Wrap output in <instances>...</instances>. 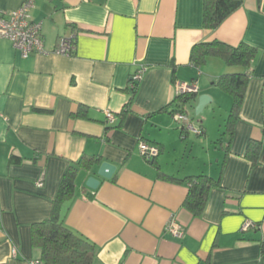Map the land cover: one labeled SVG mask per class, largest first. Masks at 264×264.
Instances as JSON below:
<instances>
[{"label":"crops","instance_id":"crops-1","mask_svg":"<svg viewBox=\"0 0 264 264\" xmlns=\"http://www.w3.org/2000/svg\"><path fill=\"white\" fill-rule=\"evenodd\" d=\"M24 1L0 0V11ZM202 16L203 0H35L45 54L22 58L0 40V264H39L31 226L50 218L64 173L80 159L92 164L78 170L61 214L97 247L92 264H264V0H243L215 30ZM63 37L73 38L70 56L53 53ZM213 41L253 47L250 68L208 58L196 69L192 47ZM237 73L248 74L243 102L214 142L220 126L214 136L208 117L227 115L232 98L212 82ZM175 83L196 88L189 118L199 96L211 99L195 123L188 118L201 135L172 116ZM141 141L160 150L153 163L141 157ZM250 141L260 144L253 161ZM102 163L115 167L110 179L97 175ZM199 175L219 187L195 217L183 207L184 180ZM90 177L95 190L85 186ZM170 220L181 237L165 232ZM246 222L254 227L243 231Z\"/></svg>","mask_w":264,"mask_h":264},{"label":"trees","instance_id":"trees-1","mask_svg":"<svg viewBox=\"0 0 264 264\" xmlns=\"http://www.w3.org/2000/svg\"><path fill=\"white\" fill-rule=\"evenodd\" d=\"M242 3L243 0H203V28L215 30ZM254 57L255 49L246 43L242 42L233 47L219 41H213L194 45L190 51L189 60L198 70L205 65L208 58H217L227 67H239L248 70ZM247 82L248 74L246 73L223 74L212 82L214 87L232 98L224 126L225 133L230 130L233 120L240 110ZM138 84L136 88L130 90L132 96L138 88ZM196 95V92L177 95L173 101L175 106L171 111L172 116L184 114L185 105L195 100ZM130 103L131 101L123 110L124 112L129 111ZM84 115V109H80L75 114L76 117H84ZM259 146V143L250 141L247 145L246 157L253 161ZM153 161L151 162L153 163ZM91 164L92 161L84 162L83 159H80L68 167L59 185L50 218L31 226V244L40 251L39 264H92L95 260L98 252L97 247L65 226L64 215L61 214L63 205L73 198L78 170L87 168ZM184 181L188 185V193L183 207L193 216L199 217L205 209L209 190L213 187H219V183L204 175L186 178Z\"/></svg>","mask_w":264,"mask_h":264},{"label":"built area","instance_id":"built-area-1","mask_svg":"<svg viewBox=\"0 0 264 264\" xmlns=\"http://www.w3.org/2000/svg\"><path fill=\"white\" fill-rule=\"evenodd\" d=\"M34 5L35 0H25L22 5L14 11H0V40L9 41L13 48L20 53L22 58H27L33 54H45L41 37V24L33 21L31 17V11L34 8ZM74 49L75 44L73 38L63 37L60 39L59 45L53 53L60 56H70L73 54ZM146 70V67L141 66L131 76L129 81L130 90L136 88V85L140 83ZM174 89L176 95L196 92V88L193 87V85H185L181 83H175ZM106 120L107 123L111 125L114 123L115 118L112 114L106 113ZM175 120L180 124L181 130L201 135V130L194 128L184 114H175ZM138 150L141 157L146 162L153 161L160 153V150L156 146L142 141L138 144ZM41 185V183H38V187H41ZM251 227H254V225L246 222L243 225L242 230L247 231ZM165 232L174 237H181L183 234V228L175 223L174 220H170L165 227ZM14 253L15 252H13V254Z\"/></svg>","mask_w":264,"mask_h":264},{"label":"water","instance_id":"water-1","mask_svg":"<svg viewBox=\"0 0 264 264\" xmlns=\"http://www.w3.org/2000/svg\"><path fill=\"white\" fill-rule=\"evenodd\" d=\"M210 103L211 99L207 95L199 96L194 110L195 116H198L202 112L203 108ZM114 171L115 167L107 163H102L98 169L97 175L103 179H110ZM99 184V180L90 177L87 179L85 186L87 189L95 190Z\"/></svg>","mask_w":264,"mask_h":264},{"label":"rangeland","instance_id":"rangeland-1","mask_svg":"<svg viewBox=\"0 0 264 264\" xmlns=\"http://www.w3.org/2000/svg\"><path fill=\"white\" fill-rule=\"evenodd\" d=\"M198 116H194L192 118L187 117V118H189L191 122H194V121H196L198 119ZM227 117H228V114L224 115L223 112L222 113L221 112H217V113H215V115H212V116L208 117L209 124L212 126V132L211 133L214 132V136L216 134L217 127L220 126V129H219V132H218V136L215 137V141L214 142H216L220 138V136L223 135V133L225 131L224 130V126L226 124ZM221 120H223V121L221 122ZM218 123H219V125H218ZM191 139H194L192 135H191Z\"/></svg>","mask_w":264,"mask_h":264}]
</instances>
